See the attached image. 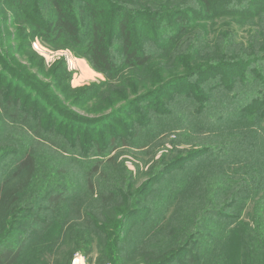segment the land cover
Listing matches in <instances>:
<instances>
[{
  "label": "rangeland",
  "instance_id": "374dc122",
  "mask_svg": "<svg viewBox=\"0 0 264 264\" xmlns=\"http://www.w3.org/2000/svg\"><path fill=\"white\" fill-rule=\"evenodd\" d=\"M34 2L0 0V183L24 179L15 173L27 154L35 167L11 215L0 214V235L3 221L13 218V240L25 239L17 264H264L258 251L264 248V110L256 106L264 102V84L253 76L248 83L233 79L257 71L264 78V65L183 76L171 88L159 83L181 71V58L193 66L207 62L202 70L218 58H255L264 17L216 14L201 23L200 0H64L82 46L94 21L110 31L119 10L132 23L144 12L166 17L187 10L192 28L164 51L136 23L137 45L155 50L161 72L126 67L121 35L112 30L117 75L108 80L73 40L40 38L34 24L44 26L54 11L51 0L39 11L31 9ZM249 42L257 48L248 49ZM80 119L101 123L84 125L79 134ZM58 189L65 190L63 199L48 204L46 196ZM111 191L117 198L104 204L101 196ZM90 214L99 223L112 218L104 229L125 236L120 250L116 241L107 257L99 252ZM123 217L125 232L115 228Z\"/></svg>",
  "mask_w": 264,
  "mask_h": 264
},
{
  "label": "trees",
  "instance_id": "16d2710c",
  "mask_svg": "<svg viewBox=\"0 0 264 264\" xmlns=\"http://www.w3.org/2000/svg\"><path fill=\"white\" fill-rule=\"evenodd\" d=\"M34 1V0H31ZM44 0H37L36 8H31L32 10H38V7H40V4ZM203 4L202 11L196 12V15L198 17H195L198 22L206 23L208 20H210L213 16L216 14L218 17L228 16L231 17L232 15H238V16H244L245 18H248L251 15V17L259 16L264 17V0H200ZM20 2V1H19ZM17 2V3H19ZM91 4V2H89ZM92 5V4H91ZM38 6V7H37ZM107 7V5H105ZM103 6V7H105ZM51 7L54 11L53 18H49L46 23H44V26L34 24L35 27L38 29L40 38L50 41H63L66 40L74 41L76 44L81 45V47L85 50L86 55L90 61L91 66L103 73L108 80H113L117 73V65L116 62L113 59V55L111 52V44L109 42V33L117 28V31L121 35L122 39V45H123V54H124V65L133 71L138 70H144L145 72H161L160 68L158 67V64L155 63V50L153 51H143L139 45H137L135 41V30H137L136 25L141 29L146 30V35L150 39H153V43L157 46V52L164 51V47L167 45V42L170 40H173L174 38L183 37L189 32V29L191 27V23H189L190 16L187 14V10L181 11L180 9L172 10L171 13H167L165 16H160L159 11H149L144 12L141 18L138 21H135L136 23H132V18L130 16L129 12H121L118 11V14H115V16L112 18L114 20L113 24L111 25L110 31L107 30V24L105 22H99L94 21L91 29V37L90 39L83 45L82 42H78L79 40H76V37L78 36V27L74 22L73 18V11L71 5H66L64 3V0H51ZM22 11L23 8L19 7ZM102 8V7H101ZM28 8H26L24 11H27ZM103 11L105 10L102 8ZM236 10V12H234ZM127 11V10H125ZM215 12V13H214ZM198 13V14H197ZM204 14V16H203ZM75 15V14H74ZM203 16V17H202ZM162 17V18H161ZM261 22L263 20H260ZM260 22V23H261ZM117 23V24H116ZM259 23V24H260ZM264 23V22H262ZM264 28V25L262 26V29ZM261 43L259 44L258 48L256 49L259 54L253 53V59H243L241 56L236 55L235 59H231L233 61L224 62V59L218 58L217 60L211 61L208 68L205 70H202L201 68L207 66V62H202L199 66H193L192 62L186 59L181 58L178 63L182 64L181 71L171 75L169 77H164L162 81L159 83L167 87L170 85V83H176L178 82L180 78L183 76H193L198 75L202 72H221L226 67H231L233 71L239 70L240 68L246 69L247 67L264 65V35L260 38ZM248 49L250 48L252 51L255 50L254 45L252 42H249L247 44ZM219 52V51H216ZM217 55V54H216ZM208 61L211 59H207ZM227 63V65H225ZM149 69H146L148 68ZM213 72V73H215ZM233 73V72H232ZM235 75L233 79L235 81H241L243 83H248L251 81L249 76H253L254 78L252 81H259L264 84V78L261 76V72L257 71L255 75H253V72L248 73L247 77H244V74ZM219 74V73H218ZM162 76L160 75H154V79L160 80ZM174 79V80H172ZM180 83V82H179ZM137 84H135L136 86ZM160 85V86H161ZM235 85L233 84V87ZM174 86H169V88ZM82 89V88H81ZM182 92V91H181ZM152 93H154V89L148 90V93L145 94V97H151ZM261 93V92H259ZM259 108H262L264 110V102L261 101L256 105ZM58 109V108H57ZM59 110V109H58ZM248 113L253 111V109H248ZM119 115L116 116L118 118ZM109 120V119H108ZM107 120V121H108ZM79 125L82 124V126L79 128V131L77 130V133L82 132L83 126L88 127H94V125H99L101 122H94L93 120H86V119H80L76 121ZM104 123V122H102ZM74 125V123H73ZM75 127V126H73ZM86 131V130H84ZM78 135V134H76ZM112 142H115V139L111 140ZM34 158L30 154H27L22 160L19 161V163L16 166V177L20 175H24V179L20 178L19 180H16L12 183L9 181H3L0 183V214L4 216V218L11 215V210L14 207V205L19 200V191L23 189V187H26L29 183V181L32 179L34 174ZM152 182V179L149 180ZM87 188L90 192H94L95 185L93 182V179L90 177L86 180ZM66 191L68 192V189L66 188ZM65 190L58 189L54 190L52 192H49L46 196V200L48 204L50 205H58L60 201L63 199V196L65 195ZM116 193L109 192L108 195L101 196V200L104 202V204H107L109 202H113L115 198H117ZM88 219V226H95L98 228L100 233V240L102 241V244L98 246L99 252L107 257V252L111 251L112 248L115 245V242L118 241L119 250L121 247V244L124 243L125 236L123 234H116L115 236L111 235L108 230L106 231L104 229V225L106 226H112L113 220L110 217H106L105 219H102V223H99L98 221H94L93 214H90L86 216ZM116 219V218H115ZM118 226L115 228L122 229L123 232H125L128 228L125 227V224L127 222V218L124 219L121 218L119 221ZM171 224V221L168 222L167 225H164L163 229L165 230L167 226ZM7 225V227H6ZM17 224L13 223V218L9 221H3V224L1 227H3V232L0 235V264H17L20 261V258L22 256L23 249L25 248V239L21 241L22 236H20V239L13 240L14 236H16V231L18 230ZM123 225V227H122ZM7 228V229H6ZM13 230V232H12ZM121 230V232H122ZM99 233L96 234V236H99ZM20 234V232H18ZM22 234V233H21ZM92 232L90 234H87L91 240H92ZM258 247L255 245V248ZM123 250V248H122ZM75 250L71 252V255L74 253ZM258 251L264 252V248L260 247ZM118 252H116L115 255H113L115 258L118 256ZM125 253V251H124ZM168 259H175L179 255V251H174L170 254ZM112 257V256H111ZM171 257V258H170ZM172 259V260H173ZM164 261L163 259L161 262ZM169 260H167L168 262ZM110 264H115L113 261L109 260Z\"/></svg>",
  "mask_w": 264,
  "mask_h": 264
}]
</instances>
